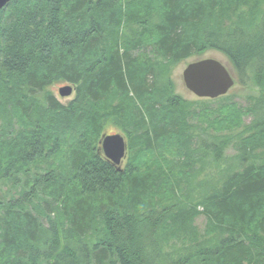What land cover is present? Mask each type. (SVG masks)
Wrapping results in <instances>:
<instances>
[{
	"label": "trees",
	"instance_id": "16d2710c",
	"mask_svg": "<svg viewBox=\"0 0 264 264\" xmlns=\"http://www.w3.org/2000/svg\"><path fill=\"white\" fill-rule=\"evenodd\" d=\"M207 51L259 94L243 112L218 107L217 133L192 148L190 103L166 75ZM60 83L73 102L48 89ZM110 123L128 134L121 171L98 146ZM236 143L243 165L194 197L196 161L217 165ZM0 264H264V0H11L1 9Z\"/></svg>",
	"mask_w": 264,
	"mask_h": 264
},
{
	"label": "rangeland",
	"instance_id": "374dc122",
	"mask_svg": "<svg viewBox=\"0 0 264 264\" xmlns=\"http://www.w3.org/2000/svg\"><path fill=\"white\" fill-rule=\"evenodd\" d=\"M6 7V6H5ZM145 51L149 57H152V53ZM211 58L222 63L233 76L235 83L234 86L228 91V93L224 96H221L216 99H200L195 97L190 91H188L183 83L182 73L184 68L197 60ZM169 78V82L171 84V93L174 96L180 97L186 103H190L187 111H185L184 120L188 125H192V148H196L198 144L199 137H206L205 131L207 133L216 132L213 127V113L217 110L218 107L222 105H227L228 103H235L237 105L238 110L244 111L245 108H249L251 106L252 96H257L259 94V88L254 87L250 84H240L238 82L237 75L233 71L230 63L222 54L215 51H207L203 55L200 56H191L176 65H174L169 73L166 75ZM166 82V79H165ZM68 86L67 84H55L48 88L54 97L63 105L73 102L75 100V90L71 95L67 97H61L58 93L59 88ZM193 103V104H191ZM191 105V108H190ZM190 108V109H189ZM243 117V116H242ZM13 118V117H12ZM252 116L248 115L243 119L245 124L249 123L252 120ZM12 124V128L14 131L19 130L20 122L14 120V118L10 122ZM211 123V124H210ZM185 124V128H186ZM190 126V125H189ZM25 127V126H24ZM188 133V131L186 130ZM217 133V132H216ZM120 134L125 143H126V154L122 162L120 163V168H124L128 159L127 145L129 143L128 134L123 132L119 127L114 124H108L104 127V129L100 133V137L98 138V146L100 148V141L105 135H113ZM209 136V135H208ZM202 153V152H201ZM238 143L231 144L225 150L224 157L221 159L220 163L215 165L211 161L212 158L206 159L205 161L200 162V160L196 161L199 164L194 166L195 170L193 172V178L191 180V191L194 197L201 195L204 190L210 191L211 187H213V183L219 180L220 183L224 178H226V171H232L234 168L240 167L243 165L238 159ZM211 171V172H210ZM216 171V172H213ZM206 220L204 216H198L193 220V225L199 233L200 239H208L210 235L206 232ZM173 250H178L180 253L182 248L176 245ZM166 251V248L164 249Z\"/></svg>",
	"mask_w": 264,
	"mask_h": 264
},
{
	"label": "water",
	"instance_id": "95a60500",
	"mask_svg": "<svg viewBox=\"0 0 264 264\" xmlns=\"http://www.w3.org/2000/svg\"><path fill=\"white\" fill-rule=\"evenodd\" d=\"M11 0H0V10ZM183 83L188 91L200 99H216L224 96L234 86L235 80L229 70L219 61L211 58L188 64L182 73ZM73 88H59L61 97L71 95ZM103 156L121 171L120 163L126 154V143L120 134L105 135L100 141Z\"/></svg>",
	"mask_w": 264,
	"mask_h": 264
}]
</instances>
